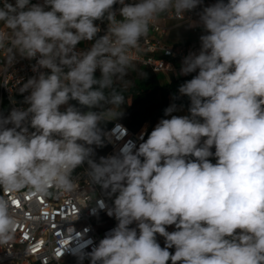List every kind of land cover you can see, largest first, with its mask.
Returning <instances> with one entry per match:
<instances>
[{
    "label": "clouds",
    "instance_id": "obj_1",
    "mask_svg": "<svg viewBox=\"0 0 264 264\" xmlns=\"http://www.w3.org/2000/svg\"><path fill=\"white\" fill-rule=\"evenodd\" d=\"M0 2V49L9 63L17 55L35 59L38 72L19 88L30 90L27 107L0 115L4 193L71 192L74 170L87 163L90 182L114 197L107 214L117 224L91 252L73 249L78 260L264 264V0H217L189 20L205 33L199 52H190L180 70L198 73L178 89L190 100L189 114L172 115L182 110L172 104L164 110L170 118L160 119L146 140L142 132L138 147L98 162L92 146L104 143L101 125L123 112L114 111L125 104L115 85L133 66L129 52L160 14L185 19L202 0ZM95 21L107 22L103 35ZM83 41L93 43L78 49ZM17 228L12 201L0 196V245L12 242Z\"/></svg>",
    "mask_w": 264,
    "mask_h": 264
},
{
    "label": "built area",
    "instance_id": "obj_2",
    "mask_svg": "<svg viewBox=\"0 0 264 264\" xmlns=\"http://www.w3.org/2000/svg\"><path fill=\"white\" fill-rule=\"evenodd\" d=\"M15 4V0H9ZM31 3H43V0H30ZM129 3V0H125ZM2 6V2H0ZM119 4L114 5L116 10ZM185 13V19L168 11L165 18L179 22L191 20L195 11ZM117 19H122L117 15ZM103 35L107 28V22L95 21ZM169 28L160 22L159 16L149 26L148 33L143 36L137 49H132L129 55L133 58L132 64L150 68L153 72H163L169 75L171 80L181 76L193 78L197 72L188 75H179L183 59L190 53H198L200 46L190 47L186 44H167L165 42ZM89 41H83L77 45L78 49L90 47ZM9 53L6 49H0V109L7 107L8 114L14 107L26 108L23 103L24 97L30 94H21L19 88L29 78L38 75L33 71L36 60L16 56L13 63L7 61ZM39 71L50 72L47 69ZM95 73H100L97 69ZM190 100L187 101V107ZM65 106H61L63 111ZM187 111V115H188ZM148 123L140 129L133 130L119 121L111 122L105 132L104 140L108 148L105 157L119 154L125 146H139L141 133L143 139L152 130H148ZM29 131H34L30 127ZM126 131H124V130ZM213 152V148L211 149ZM189 159H194L189 157ZM212 163L216 162L215 157H209ZM87 165L78 167L73 172L74 188L71 192L53 194L48 197L33 195L27 188L21 189L14 194H6L0 189V196H5L12 201L18 219V228L15 238L7 245H0V264H90L89 259L78 260L73 249L81 248L84 253L91 252L92 248L98 245L105 234L113 229L117 221L107 214L108 208L113 206V198H109L106 192L96 184H92L85 174ZM103 201L104 208H99L96 201ZM130 227H136L133 223ZM174 227L175 225L169 226ZM91 241V243H87Z\"/></svg>",
    "mask_w": 264,
    "mask_h": 264
},
{
    "label": "trees",
    "instance_id": "obj_3",
    "mask_svg": "<svg viewBox=\"0 0 264 264\" xmlns=\"http://www.w3.org/2000/svg\"><path fill=\"white\" fill-rule=\"evenodd\" d=\"M133 0H129L132 3ZM227 2V0H225ZM185 44V43H180ZM136 65L135 77L129 78L128 75L125 80L118 82L115 87L118 92H121L125 97V104L121 108L117 109V112L123 111L122 115L116 118V120H110L101 125L105 134L111 122L119 121L125 124L127 127L138 130L145 123H148V130H153V126L158 119L166 118L164 110L168 106L170 99L183 102L186 106V114L188 111L187 101L188 97L181 96L179 94V87L187 80L192 79L189 76H181L177 79H172L170 82H164L160 80L157 73L153 72L150 68ZM101 73H95L96 78H100ZM95 87V86H94ZM70 104L80 108L81 111H88L87 107H82L77 101H70ZM97 110V109H93ZM0 115L7 116V107H1ZM11 127V125H9ZM94 148V159L98 162L100 157H105L108 148L105 144V140L102 146H92ZM215 148L213 147V153ZM87 165V163H85ZM88 167V165H87ZM167 226V230H168ZM162 236L157 234V241Z\"/></svg>",
    "mask_w": 264,
    "mask_h": 264
},
{
    "label": "rangeland",
    "instance_id": "obj_4",
    "mask_svg": "<svg viewBox=\"0 0 264 264\" xmlns=\"http://www.w3.org/2000/svg\"><path fill=\"white\" fill-rule=\"evenodd\" d=\"M217 2V0H202V3H201V9L200 11L203 10L204 7H207V6H211L213 4H215ZM179 21H175V20H171V21H168L167 23L168 24H173V23H177ZM172 27L171 29V36H170V40H169V43L170 44H173V43H176V42H180V28L178 27ZM132 68L129 69V72H128V77L129 78H132V77H135V69H136V65L132 64ZM179 75H181L179 73ZM157 76L160 80L164 81V82H170L171 81V78L169 75H165V73L163 72H159L157 73ZM172 104H176L178 109L181 108L182 106V110H178L176 112H173L172 115H177V116H182V115H185L186 114V106L183 102H177V101H174L172 99L169 100L168 102V106H171ZM115 112H117V109L114 110ZM110 118H113L110 114ZM166 118H170V116H167ZM113 120H116L113 118ZM160 119H158L156 122H155V125L159 122ZM155 125L153 126V128L155 127ZM175 228L174 227H168V231L169 232H172L174 231ZM158 243L161 245V247H164L165 246V238L164 237H161L158 241ZM170 252L174 253L175 249L174 248H171L169 249ZM168 264H171V261L168 262Z\"/></svg>",
    "mask_w": 264,
    "mask_h": 264
},
{
    "label": "crops",
    "instance_id": "obj_5",
    "mask_svg": "<svg viewBox=\"0 0 264 264\" xmlns=\"http://www.w3.org/2000/svg\"><path fill=\"white\" fill-rule=\"evenodd\" d=\"M201 9V4L197 7V10L195 11L193 18L191 19V21H197L199 19L198 13H200ZM165 13H162L159 15L160 18V22L167 26L169 28L168 31V35L166 36V40L165 42L167 44L169 43L170 40V36H171V29L172 27L176 26L178 28H180V42H176V43H185L186 45L190 46V47H197V46H201V42H200V36L205 34L204 30L202 27H190L189 26V20L185 21V22H177V23H173V24H168V21H171L170 19L165 18ZM175 27V28H176ZM173 43V44H176Z\"/></svg>",
    "mask_w": 264,
    "mask_h": 264
}]
</instances>
